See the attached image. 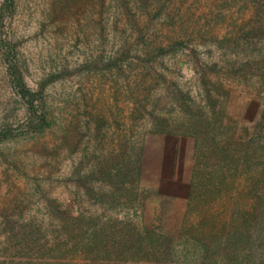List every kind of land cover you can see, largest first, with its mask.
Masks as SVG:
<instances>
[{"label":"rangeland","instance_id":"obj_1","mask_svg":"<svg viewBox=\"0 0 264 264\" xmlns=\"http://www.w3.org/2000/svg\"><path fill=\"white\" fill-rule=\"evenodd\" d=\"M10 12L0 16V134H7L0 142V249L13 225L48 223L52 209L101 213L95 197L112 191L107 176L131 142L144 144L143 199L129 216L176 235L196 142L145 134L150 121L134 111L144 97L169 108L173 83L196 103L209 85L228 116L252 130L264 114V92L260 99L258 80L242 74L258 46L242 32L253 24L255 0H13ZM11 48L27 87H42L43 130L25 126L4 59ZM234 193H220L215 208L237 201Z\"/></svg>","mask_w":264,"mask_h":264},{"label":"trees","instance_id":"obj_2","mask_svg":"<svg viewBox=\"0 0 264 264\" xmlns=\"http://www.w3.org/2000/svg\"><path fill=\"white\" fill-rule=\"evenodd\" d=\"M255 2L253 24L242 32V40L258 46L249 51L251 58L243 63L242 74L255 76L261 99L264 0ZM12 6L13 0H4L0 16L11 14ZM4 59L26 110L27 130H43L48 123L42 87L39 91L27 87L13 48ZM169 93V108L157 109L144 97L134 116L138 111L149 119L145 134L180 135L196 142L186 208L176 235L155 222L146 224L129 216L131 208L137 213L135 201L143 199L144 144L135 147L131 142L115 162L114 173L107 176L112 191L95 197L101 213L81 207L52 209L48 223L13 225L10 239L0 249V264H264V114L248 131L228 116L215 86H203L197 103L177 84L170 85ZM6 137L0 134V142ZM222 192H235L237 201L215 208Z\"/></svg>","mask_w":264,"mask_h":264}]
</instances>
